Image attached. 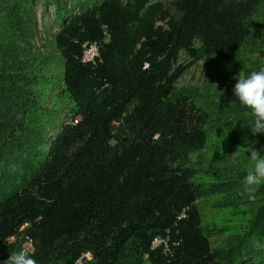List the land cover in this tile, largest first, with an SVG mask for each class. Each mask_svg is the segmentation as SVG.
Instances as JSON below:
<instances>
[{
  "label": "trees",
  "instance_id": "1",
  "mask_svg": "<svg viewBox=\"0 0 264 264\" xmlns=\"http://www.w3.org/2000/svg\"><path fill=\"white\" fill-rule=\"evenodd\" d=\"M71 1L39 54L38 0H0L1 263L28 238L37 264H264V185L241 194L264 134L232 92L264 66V0ZM199 61L207 87L178 86Z\"/></svg>",
  "mask_w": 264,
  "mask_h": 264
},
{
  "label": "rangeland",
  "instance_id": "2",
  "mask_svg": "<svg viewBox=\"0 0 264 264\" xmlns=\"http://www.w3.org/2000/svg\"><path fill=\"white\" fill-rule=\"evenodd\" d=\"M67 7L69 11H73L75 7L73 3H70V0H66ZM73 2V0L71 1ZM36 37L33 39V44L37 48V52L39 54H43L44 51L48 52L47 45L53 38V35L58 30V17L56 14V5L53 0L45 1L38 0L36 4ZM43 44L45 46H43ZM181 60H179L182 64H188L189 60L185 58L184 55H181ZM199 61L196 64L189 65L186 68L185 73L179 78L178 86H197L200 90H204L207 87L208 83V75L214 72V66H206L205 62ZM58 72V70H57ZM57 79V76L52 79ZM56 80L50 90L46 92V95L43 97L42 105H44L47 109H53L52 111H45L43 114V122H41V126L46 131V135H49L54 126L60 125L61 123H65L69 121L67 118V109L71 108L72 103L66 100L63 97H58L56 94L59 89V85ZM46 120V122H45ZM55 123V124H53ZM219 167H223V161L217 163ZM14 168V167H12ZM85 258H89V255H84Z\"/></svg>",
  "mask_w": 264,
  "mask_h": 264
},
{
  "label": "clouds",
  "instance_id": "3",
  "mask_svg": "<svg viewBox=\"0 0 264 264\" xmlns=\"http://www.w3.org/2000/svg\"><path fill=\"white\" fill-rule=\"evenodd\" d=\"M144 67L147 69L149 65L145 64ZM233 78L236 80L232 89L233 95L254 117L249 127L251 132L264 134V66L250 71L247 75L237 73ZM246 151L251 164L243 178L244 188L241 194L254 200L257 190L264 185V146L259 150L251 146ZM34 256V247H26L12 252L3 264H37Z\"/></svg>",
  "mask_w": 264,
  "mask_h": 264
},
{
  "label": "built area",
  "instance_id": "4",
  "mask_svg": "<svg viewBox=\"0 0 264 264\" xmlns=\"http://www.w3.org/2000/svg\"><path fill=\"white\" fill-rule=\"evenodd\" d=\"M98 57V50H97V45L96 44H91L89 47H86L84 52H83V56H82V60L86 61V62H95V58ZM24 226L21 227V229H23ZM16 240L15 236H10L7 239L8 243L14 242ZM153 246H157L160 243V240L158 239H154V241L152 242ZM26 247H32L31 245V241L27 238V241L25 243L22 244V247L20 250H22L23 248ZM8 258V257H7ZM0 264L1 263V259H0Z\"/></svg>",
  "mask_w": 264,
  "mask_h": 264
},
{
  "label": "water",
  "instance_id": "5",
  "mask_svg": "<svg viewBox=\"0 0 264 264\" xmlns=\"http://www.w3.org/2000/svg\"><path fill=\"white\" fill-rule=\"evenodd\" d=\"M19 221H21V218L19 219ZM85 256H82L81 257V261L84 260Z\"/></svg>",
  "mask_w": 264,
  "mask_h": 264
}]
</instances>
